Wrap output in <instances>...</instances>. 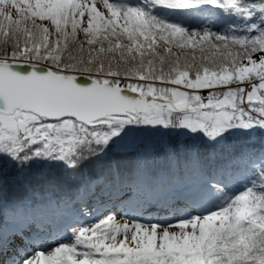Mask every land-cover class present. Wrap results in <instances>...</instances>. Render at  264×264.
I'll return each instance as SVG.
<instances>
[{"label":"snow or ice","instance_id":"6c2138e0","mask_svg":"<svg viewBox=\"0 0 264 264\" xmlns=\"http://www.w3.org/2000/svg\"><path fill=\"white\" fill-rule=\"evenodd\" d=\"M140 132L162 136V156L150 147L59 190L58 169ZM257 135L264 0H0V211L11 165L45 181L18 211L78 217L31 252L8 256L0 240V264H264Z\"/></svg>","mask_w":264,"mask_h":264},{"label":"trees","instance_id":"16d2710c","mask_svg":"<svg viewBox=\"0 0 264 264\" xmlns=\"http://www.w3.org/2000/svg\"><path fill=\"white\" fill-rule=\"evenodd\" d=\"M151 132L136 133L133 140L123 147H114L109 151L107 156L100 160H89L81 164L75 172H65L62 168L58 169V174L61 176L60 188L61 192L74 191L75 185L86 181L87 179H94L98 173H101L109 167L115 166L121 170L125 169L129 162L135 157L138 152H143L146 149L156 148V155L162 156L163 150L160 148L162 136L160 134H150ZM168 144L176 147V138L169 137ZM233 138H229V143H236ZM186 146L196 147L202 155H206L209 148L206 144L191 138H186L184 141ZM252 146L259 151L261 146H264V135H257L252 139ZM183 155V154H181ZM17 171L9 166L8 183L6 185L7 196L9 200V208L7 212L0 211V240L6 239L8 242V256L13 255L17 249L20 252H27L30 250V244L41 242L39 235L41 233H49V226L51 228V236L55 237L63 235V228L56 225L60 221L78 218L74 211L65 209L63 207L56 208L55 206H48L46 203L40 204L34 212L23 214L14 207L23 199H37L44 194L42 190L38 189V185L45 184V181H38L34 178L31 171L25 173L23 181L16 179ZM23 184L31 186L32 191H25ZM97 193L100 188H96ZM125 199L127 197L125 196ZM79 207V205H77ZM10 222V223H9ZM11 224V227L10 225ZM57 229V230H56ZM14 233L16 235H14ZM23 237V239L21 238ZM49 238H47V241ZM44 241V242H47ZM3 257H0L2 259Z\"/></svg>","mask_w":264,"mask_h":264},{"label":"rangeland","instance_id":"374dc122","mask_svg":"<svg viewBox=\"0 0 264 264\" xmlns=\"http://www.w3.org/2000/svg\"><path fill=\"white\" fill-rule=\"evenodd\" d=\"M151 134V133H150ZM152 134H155V133H152ZM156 134H159V133H156ZM135 137V134L132 136V137H130L129 138V140L126 142V144H128L131 140H133V138ZM125 144V145H126ZM19 212V211H18ZM119 219V218H118ZM67 221L65 220V223H66ZM10 223V222H9ZM64 224V221H61L59 224H58V226H62ZM10 226H11V224H9ZM65 242H71V241H65ZM50 250V249H49Z\"/></svg>","mask_w":264,"mask_h":264}]
</instances>
